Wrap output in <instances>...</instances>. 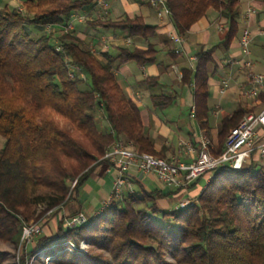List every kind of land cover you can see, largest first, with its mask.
<instances>
[{
  "label": "trees",
  "instance_id": "trees-1",
  "mask_svg": "<svg viewBox=\"0 0 264 264\" xmlns=\"http://www.w3.org/2000/svg\"><path fill=\"white\" fill-rule=\"evenodd\" d=\"M20 1L22 8L7 2L0 6V241L15 246L20 245L23 225L33 218L36 205L44 203L43 214L79 202L81 187L99 164L108 163L102 157L115 142H131L140 151L166 155L164 147L155 148L137 103L116 73L118 66L131 60L157 61L155 44L118 45L116 54L95 52L66 28L75 12L111 0ZM165 1L182 35L210 8L227 19L221 44L228 47L239 35L241 0ZM85 21L95 31H120L128 38L156 33L141 16L94 15ZM215 50L216 46H201L195 67L184 68L182 74L184 84H194L196 120L207 134L208 64L216 67ZM168 54L178 53L169 49ZM142 83L153 87L158 78L148 77ZM173 99L167 93L151 94L155 108L163 109ZM261 107L245 102L223 117L212 154L219 155L230 130ZM99 112L108 128L99 127ZM261 159L254 155L240 169L206 172L211 174L208 184L197 202L184 208L161 205L169 193L150 190L131 178L132 189L126 186L99 214L70 227L61 217L53 235L40 238L37 247L57 243L60 248L52 259L56 264H264ZM81 241L90 246L82 250ZM28 253L21 256V264ZM6 258L0 250V264Z\"/></svg>",
  "mask_w": 264,
  "mask_h": 264
},
{
  "label": "crops",
  "instance_id": "crops-1",
  "mask_svg": "<svg viewBox=\"0 0 264 264\" xmlns=\"http://www.w3.org/2000/svg\"><path fill=\"white\" fill-rule=\"evenodd\" d=\"M12 1L10 0V2ZM245 1L248 8L254 7L256 9L255 12L250 14L248 20L251 29L256 31L259 26H264V0ZM5 2L6 0H0V6ZM104 4L108 9L107 15L110 14L114 18L124 15L141 16L147 24L155 26V35L149 38L139 36L128 38L124 32L120 31H95L87 25L85 18L102 15ZM15 5L22 8L21 1ZM78 13L83 15L84 19L74 20L72 29L92 49H97V52L116 54L118 51L116 46L118 45L134 44L145 48L149 42L155 44L158 55L160 52L168 54L169 49L175 50L179 47L181 52L177 56L169 54V56H158L157 61L152 63L139 64L134 60L128 61L116 68L117 76L126 94L137 103L145 131L154 140L155 148L160 150L164 147L166 149V158L191 161L196 153L185 154V148L181 143L191 142L197 147L202 135H207L210 138L213 147L217 146L221 119L231 115L234 110L245 103V97L240 92V86L248 80V70L241 69L236 63L242 56L239 46L240 36L238 35L228 47L221 44L228 31L225 17L220 16L217 10L210 8L203 17L191 26L187 34L183 35L184 41L178 44L171 39V32L178 33L174 22L167 17L161 18L150 0L98 1L92 9H85ZM103 35L109 38L113 37L109 41V46H104L101 42ZM126 39H129L130 43H127ZM260 40L261 38H257L253 43L252 59L254 55L259 56L257 61L253 59L255 62L254 69L264 73V53L261 50ZM201 46H216L213 53L216 67L208 64V71L211 73L209 78L210 95L208 98L210 107L208 134L206 130L200 128L196 120L194 84H184L182 82L183 69L195 67L196 59L192 60V57L196 56ZM148 77H157L158 83L153 87L145 86L142 82ZM223 79L229 81V86L225 93L220 94L219 87ZM152 93L171 94L174 97L173 102L163 109L155 108L153 105L150 108L147 101L149 100L152 104ZM251 102L259 106L254 100H251ZM236 103L238 105L235 108ZM212 121L215 122L214 125ZM2 142L3 140L0 138V146ZM131 175L132 179H137L150 190L159 189L166 194L169 193L160 200L161 205L168 207H177L179 199L183 196L197 197L211 178L210 173L205 174L183 187L181 192L171 193L179 187L164 185L153 173L141 174L134 167L131 170ZM112 187L113 173L110 164L106 162L99 164L81 187L79 202L71 201L61 206L63 214L69 215L76 210L84 212L88 217L99 214L108 203ZM169 200H172L171 204H169Z\"/></svg>",
  "mask_w": 264,
  "mask_h": 264
},
{
  "label": "built area",
  "instance_id": "built-area-1",
  "mask_svg": "<svg viewBox=\"0 0 264 264\" xmlns=\"http://www.w3.org/2000/svg\"><path fill=\"white\" fill-rule=\"evenodd\" d=\"M105 2V1H104ZM151 4L157 9L158 15L161 18L172 19V12L166 4L165 0H150ZM254 7H249L244 16V27L239 38V46L241 49V58L236 61L241 69L248 70L247 82L240 86L241 94L254 100L257 105H262L258 112H250L246 114L242 120L233 127L228 133L224 149L219 155L212 154L213 144L207 135H202L198 146H194L191 142L181 143L185 154L195 152L196 156L189 162L180 159H168L153 153L140 151L133 146L131 142L117 141L108 148L102 159L110 164L113 173V188L110 194L108 206L114 198H119L124 188H131V170L137 168L141 174L153 173L157 179L169 187H186L190 182L204 175L210 170L220 167H230L240 169L245 163L257 157H264V73L254 69L255 62L252 59V46L257 38H264V26H259L256 31H253L249 25V16L255 12ZM108 9L106 4L102 7V15L106 16ZM83 15L75 12L72 19L66 26L67 29H72L74 20H83ZM173 21V20H172ZM113 38V37H111ZM111 38L103 35L101 42L104 46H109ZM171 39L178 44L184 41V36L179 32H171ZM130 43L129 39H126ZM97 52V49H92ZM175 52L180 53V48H176ZM196 56L192 57L195 60ZM79 68V67H77ZM73 77V74L70 73ZM229 86V81L223 79L219 87V93L226 92ZM77 179L72 182V187L76 184ZM197 200L187 198L182 201L180 207L184 208L189 204L196 203ZM87 220V215L79 212L71 216L67 220V226H75ZM39 226L34 224L23 225V240H30V237L39 233ZM66 244L68 242H65ZM57 245V244H55ZM58 246V245H57ZM46 250L51 249V246L46 247ZM81 249L85 247L81 245Z\"/></svg>",
  "mask_w": 264,
  "mask_h": 264
},
{
  "label": "rangeland",
  "instance_id": "rangeland-1",
  "mask_svg": "<svg viewBox=\"0 0 264 264\" xmlns=\"http://www.w3.org/2000/svg\"><path fill=\"white\" fill-rule=\"evenodd\" d=\"M20 0H14L12 2H10V0H6L7 3H10L11 5H15L17 2H19ZM248 8V4L246 3L245 0H241L240 3V9H241V18H240V27H239V36L241 34V31L244 27V19H243V15L246 13ZM48 31L52 30L53 28L48 27L47 28ZM259 43L261 44V50L264 53V38H261V40L259 41ZM158 56H169L167 53H163L160 52ZM259 56L254 55L253 59L255 61H257V58ZM89 86L87 85H82L83 89H87ZM244 98V97H243ZM245 102H250L251 104V100L248 98H244ZM147 104L150 106V108H152V104L150 103V101H147ZM237 103L235 104V108L237 107ZM97 122L100 128H108V123L105 121L104 118H101V113L99 112V114H97ZM213 122V121H212ZM215 122H213L214 125ZM1 138V137H0ZM3 140V139H2ZM261 163L264 164V157H262L261 159ZM113 188V187H112ZM41 194H46V191L44 190H40L39 191ZM187 198L190 199H195L197 200V197L195 196H183L181 199H179L178 204H177V208L180 207V204L182 203V201L186 200ZM172 200H169V204H171ZM191 205V204H189ZM187 205V206H189ZM186 206V207H187ZM45 207L44 203L38 204L34 207V216L33 218H31L29 221L25 222L24 224H34L39 226V233H36L34 236L30 237V240H23L21 237V242L19 246H15L13 243L11 242H5V241H0V250L5 251L7 253V258L4 261V264H21V256L24 253H28L27 256L25 257V264H56L52 261L54 255V252H57L59 250V246H57V243H52L51 245V249L46 250V247H37V242L40 240V238H42L43 236H51L53 235V231L56 230V227L59 223V220L62 218H64V223L65 225H67V220L73 216V214H75V212L70 213L69 215H65L63 214V210L61 208L59 209H55V210H48L45 213H41L43 208ZM79 213V212H78ZM84 213V212H83ZM40 214H42L40 216ZM85 214V213H84ZM86 215V214H85ZM23 235V232H22ZM57 244V245H55ZM81 245H83L85 247V249H87V247H89L90 245L86 244L84 241H81ZM47 246V247H49ZM32 251V252H30ZM107 254V253H106Z\"/></svg>",
  "mask_w": 264,
  "mask_h": 264
}]
</instances>
